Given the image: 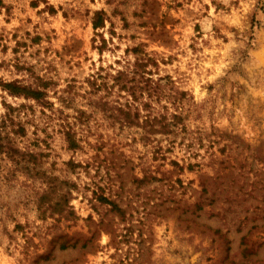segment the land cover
I'll return each mask as SVG.
<instances>
[{
    "label": "rangeland",
    "instance_id": "rangeland-1",
    "mask_svg": "<svg viewBox=\"0 0 264 264\" xmlns=\"http://www.w3.org/2000/svg\"><path fill=\"white\" fill-rule=\"evenodd\" d=\"M135 49L165 96L112 87ZM22 106L0 264H264V0H0V118Z\"/></svg>",
    "mask_w": 264,
    "mask_h": 264
},
{
    "label": "trees",
    "instance_id": "trees-1",
    "mask_svg": "<svg viewBox=\"0 0 264 264\" xmlns=\"http://www.w3.org/2000/svg\"><path fill=\"white\" fill-rule=\"evenodd\" d=\"M94 29H98L99 27H103L100 18L96 19L93 23ZM135 54H140L139 57H136L135 62L130 64L129 67L125 71H118L116 75H113V86H119L121 90L126 91V93L132 98L133 102L139 101L140 97L148 95V97H153V95L157 97L165 96L166 92L162 85L164 80L169 81L170 77L167 78H159L155 82L152 80V74L150 71L147 70L148 64L152 61L149 57V54L145 52H141L138 49L133 51ZM96 87H102V84L97 85V78H96ZM172 83V81H169ZM105 87L108 84H103ZM154 85V87H152ZM168 85V83H167ZM7 90L12 93L14 96H23L27 100H33L37 104L43 105H50L49 101L47 100V93L44 91L45 87L41 89L32 88V87H22L19 83H10L2 85ZM98 105L107 107L110 104L108 102H103L99 99ZM127 109L123 112V122L129 124L130 120L140 119L141 112L138 107H134L132 103H128L125 106ZM146 108L149 107L148 104L145 105ZM20 109H25V107H20L15 109L13 107H8V112L5 113L3 117L0 118V152L3 150H7L6 153L10 155L9 157L12 158L11 154H20V152L14 147V142L10 138L9 135L3 136L4 133L12 132L15 134H20L25 131L24 127L21 123H17L15 121L14 113L15 111H19ZM146 123L147 125L150 124V132H161L170 133L171 127L174 126V123H170L164 116L160 117H152L148 114L146 115ZM177 115H173V120L177 119ZM157 125L159 129L157 128ZM160 131H158V130ZM155 130V131H154ZM66 141L69 144L70 149L77 150L80 148L79 140H77L75 133L73 132H66ZM34 156V155H32ZM191 168V167H190Z\"/></svg>",
    "mask_w": 264,
    "mask_h": 264
}]
</instances>
